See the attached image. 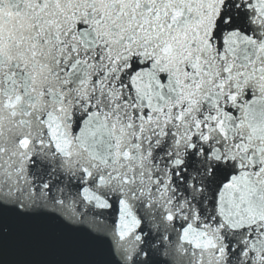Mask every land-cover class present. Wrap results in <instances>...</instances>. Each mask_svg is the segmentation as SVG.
I'll return each mask as SVG.
<instances>
[{"label":"snow or ice","instance_id":"obj_1","mask_svg":"<svg viewBox=\"0 0 264 264\" xmlns=\"http://www.w3.org/2000/svg\"><path fill=\"white\" fill-rule=\"evenodd\" d=\"M0 264H264V0H0Z\"/></svg>","mask_w":264,"mask_h":264}]
</instances>
